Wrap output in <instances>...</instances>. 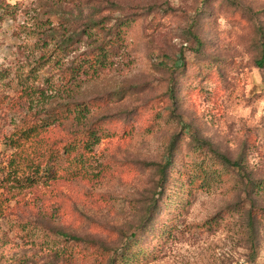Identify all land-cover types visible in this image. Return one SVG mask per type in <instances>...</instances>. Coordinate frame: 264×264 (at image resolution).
Returning a JSON list of instances; mask_svg holds the SVG:
<instances>
[{
  "label": "rangeland",
  "instance_id": "obj_1",
  "mask_svg": "<svg viewBox=\"0 0 264 264\" xmlns=\"http://www.w3.org/2000/svg\"><path fill=\"white\" fill-rule=\"evenodd\" d=\"M114 1L137 17L125 47L113 67L62 95L96 99L92 117L111 118V136L93 153L97 170L35 185L1 171L0 264H111L137 244L146 255L133 264H264V190L252 184L264 181V0ZM7 6L14 18L3 17ZM71 12L80 14L69 0H0V168L44 149L39 139L22 149L8 142L41 106H56L19 83L17 72L40 56L25 28ZM80 52L65 54L63 68ZM70 126L41 138L66 139ZM175 138L163 184L153 164L165 165ZM194 139L239 160L244 175L209 190L190 185L207 169Z\"/></svg>",
  "mask_w": 264,
  "mask_h": 264
},
{
  "label": "trees",
  "instance_id": "obj_2",
  "mask_svg": "<svg viewBox=\"0 0 264 264\" xmlns=\"http://www.w3.org/2000/svg\"><path fill=\"white\" fill-rule=\"evenodd\" d=\"M69 5L79 10V16L71 12L70 17L66 18L52 20L49 16L45 21L35 19L32 29L25 28L30 38L32 34L37 36L36 46L40 56L37 66L29 70L20 69L17 72L21 75L18 77L19 83L23 85L25 91L30 93V97L37 95L41 100L40 103L47 104L51 99L56 103L55 107L41 106L40 112L34 114L33 121L29 123L25 121V126L16 130L8 142L11 147L22 149L28 144L30 147L36 146L39 139V143L44 146L43 150L38 148L39 150L35 151L37 147L33 148L32 156L21 153V156L17 155L15 159L8 160V167L0 168V172L9 169V174L12 171L21 173L22 181L29 185L63 179L66 170H79L73 175L74 178L88 176L89 170H97L91 165L93 153L104 138L111 136V130L108 127L111 121H107L111 118L92 117L93 110L99 107L96 99L77 101L72 98L65 102L62 95L72 97V91L80 87L85 78L97 77L103 71L113 67L115 63L113 59L117 57L119 50L125 47L129 30L137 21L136 16L126 14L125 8L114 0H69ZM14 10L15 7L7 6L3 10V17L14 18L16 15ZM53 24L56 29L50 30ZM46 25L49 26L47 29ZM81 49L82 52L63 68V56L74 54ZM263 64L264 56L261 65ZM50 68L53 69L52 72L48 70ZM41 85L47 88L44 89ZM66 122L71 123L70 128L73 126L75 128L69 133L68 138L50 143L41 138L51 128L59 127ZM177 143L175 138L167 156L164 157L165 165L153 164L161 170L163 184L169 178L172 154L176 150ZM194 143V148L198 147L195 151L205 152V156L211 160L207 158L203 160L202 166L207 164V169L200 170L199 175L192 177L190 185H199L200 188L209 190L214 182H222L232 172L244 175L239 160H230L199 139H194ZM203 149L206 150L203 151ZM210 164H213V167H209ZM94 174L95 172H92L89 176ZM252 184L257 191L264 190V181ZM160 187L163 190L164 187ZM157 203L158 200L153 198L151 211L156 208ZM161 233L158 236H169L167 230H162ZM143 250L145 249L137 244L133 247V251L126 249V252L118 254L111 264H133L134 261L143 257L146 251Z\"/></svg>",
  "mask_w": 264,
  "mask_h": 264
}]
</instances>
